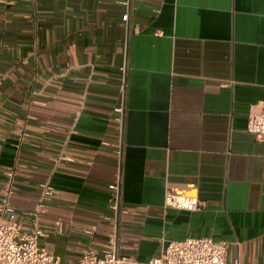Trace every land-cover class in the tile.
<instances>
[{"label": "crops", "instance_id": "0c3cea01", "mask_svg": "<svg viewBox=\"0 0 264 264\" xmlns=\"http://www.w3.org/2000/svg\"><path fill=\"white\" fill-rule=\"evenodd\" d=\"M261 99L264 0H0V206L27 231L48 179L39 242L64 262L115 233L122 264L185 237L264 264V141L245 131ZM167 192L198 209L164 207Z\"/></svg>", "mask_w": 264, "mask_h": 264}, {"label": "built area", "instance_id": "2783aa9c", "mask_svg": "<svg viewBox=\"0 0 264 264\" xmlns=\"http://www.w3.org/2000/svg\"><path fill=\"white\" fill-rule=\"evenodd\" d=\"M125 4L128 5V2ZM121 19L123 22L127 21V11L122 14ZM155 34L161 35V32L156 31ZM119 89L123 92V82ZM114 111L117 113L116 120L121 123L122 105L114 108ZM245 131L264 141V99L257 100L249 106ZM113 152L119 160L120 146L117 145ZM59 159L61 158L54 161L58 162ZM3 174L8 182L6 189L8 194L12 190L13 170L6 168ZM54 192L48 179L39 183L35 207L30 212L32 225L27 231H21V225L16 219V211L13 207L6 203L0 206V264H122L125 258L116 251L115 233L110 235L108 249L99 252L87 246L79 258L73 262L61 261L40 244L39 240L43 236V231L38 225L37 217L44 211ZM107 193V209L110 213L103 218L116 226L121 206L119 166L114 180L107 185ZM163 206L176 210L195 211L199 203L194 197L167 192L163 197ZM148 264H238V262L237 259L226 262L224 241L213 240L209 237H185L180 240H165L159 255L151 258Z\"/></svg>", "mask_w": 264, "mask_h": 264}]
</instances>
